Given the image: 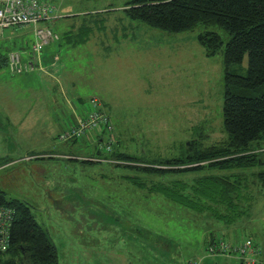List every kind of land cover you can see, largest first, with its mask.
<instances>
[{
    "label": "rangeland",
    "instance_id": "374dc122",
    "mask_svg": "<svg viewBox=\"0 0 264 264\" xmlns=\"http://www.w3.org/2000/svg\"><path fill=\"white\" fill-rule=\"evenodd\" d=\"M45 1L56 19L40 27L60 39L35 52L34 26L0 30V189L32 208L58 248L59 264H224L207 251L211 232L230 241L255 239L264 256L258 186L251 211L229 225L137 194L129 178L135 170L115 159L86 163L94 144L64 139L74 114L91 109L97 97L115 130L103 143L143 161L181 157L191 142L203 149L228 140L224 52L208 56L199 41L201 33L216 31L226 43L227 30L153 28L128 15L132 0ZM11 53L20 54L21 71L12 68ZM248 62L246 54L233 68L246 74Z\"/></svg>",
    "mask_w": 264,
    "mask_h": 264
},
{
    "label": "trees",
    "instance_id": "16d2710c",
    "mask_svg": "<svg viewBox=\"0 0 264 264\" xmlns=\"http://www.w3.org/2000/svg\"><path fill=\"white\" fill-rule=\"evenodd\" d=\"M125 10L132 19L142 20L167 32L191 31L200 24L207 27L219 25L227 30L230 39L226 43L216 31L201 33L199 41L208 56L217 55L221 50L224 52L226 90L223 117L229 138L203 149L195 148L191 142L189 152L181 157L159 162L143 161L120 151L116 143L112 149L103 143L105 133L115 137V130L102 103L112 129L109 131L106 125L101 124L95 134L66 140L94 144L96 151L83 160L86 163L115 159L116 166L135 170V175L129 178L135 183L137 194L145 198L153 197L155 200L159 196L164 197L200 217L206 216L229 225L235 223L254 205L256 198L252 186L264 190V169L251 173L254 178L247 175L249 169L264 164V146L253 148L252 145L264 142V0H132ZM72 32L69 31V37ZM246 54L249 57L248 68L247 73L242 74L233 67L241 66ZM8 59L10 61V56ZM89 110L75 113L73 125L78 119H87ZM87 136L88 141L85 140ZM117 142L120 144V140ZM251 179L254 184L250 183ZM0 205L14 212L8 248L5 251L0 248V264H27L25 255L31 264H59L57 247L37 221L32 208L20 199H8L2 189ZM211 234L208 246L217 238L232 244L251 240L256 248H260L259 258L264 264L263 249L255 239L230 241L226 235L218 237L216 233ZM218 259L225 264L245 263V259L236 255Z\"/></svg>",
    "mask_w": 264,
    "mask_h": 264
},
{
    "label": "built area",
    "instance_id": "2783aa9c",
    "mask_svg": "<svg viewBox=\"0 0 264 264\" xmlns=\"http://www.w3.org/2000/svg\"><path fill=\"white\" fill-rule=\"evenodd\" d=\"M55 7L45 0H0V30L12 27H35L36 43L35 52H39L43 46L53 39H58L57 34L51 35V31L42 24H47L54 19ZM10 63L12 68L21 71L22 60L19 53H11ZM30 69L34 64L29 65ZM91 109L85 120L78 119L77 124L72 125L65 131L64 139L71 137H83L88 133H95L101 128V124L106 125L110 131L112 129L111 121L105 111L102 110V102L94 97L91 100ZM108 133H105V135ZM110 149V145L107 146ZM13 210L9 207L0 205V248L5 251L9 245V230L13 220ZM208 253L219 256H240L244 264H262L259 256L260 248H256L251 240H245L241 243L232 244L223 238H217L207 248ZM199 264V263H194Z\"/></svg>",
    "mask_w": 264,
    "mask_h": 264
},
{
    "label": "crops",
    "instance_id": "0c3cea01",
    "mask_svg": "<svg viewBox=\"0 0 264 264\" xmlns=\"http://www.w3.org/2000/svg\"><path fill=\"white\" fill-rule=\"evenodd\" d=\"M69 31H71V30H67V32H69ZM86 39H87V38H86ZM84 40H85V39H84ZM75 120H76V117H75ZM92 137H93V136H92ZM85 140L88 141V140H89V137L87 136V137L85 138ZM165 200H166V199H165ZM169 202H170V201H169ZM210 235H211V233H210ZM210 235H209V236H210ZM57 249H58V248H57ZM223 263L225 264L226 262H223ZM232 263H233V262H232Z\"/></svg>",
    "mask_w": 264,
    "mask_h": 264
},
{
    "label": "water",
    "instance_id": "95a60500",
    "mask_svg": "<svg viewBox=\"0 0 264 264\" xmlns=\"http://www.w3.org/2000/svg\"><path fill=\"white\" fill-rule=\"evenodd\" d=\"M25 260L27 261V264H31L30 260H28V255H25Z\"/></svg>",
    "mask_w": 264,
    "mask_h": 264
}]
</instances>
